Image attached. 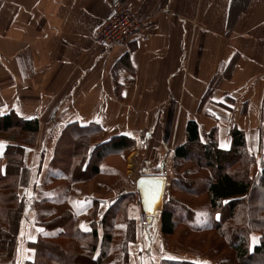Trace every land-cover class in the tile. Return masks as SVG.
<instances>
[{
	"label": "crops",
	"instance_id": "crops-1",
	"mask_svg": "<svg viewBox=\"0 0 264 264\" xmlns=\"http://www.w3.org/2000/svg\"><path fill=\"white\" fill-rule=\"evenodd\" d=\"M115 2L144 28L137 39L105 50L94 36ZM215 78L218 86L203 102ZM9 113L40 123L37 145L29 151L30 182L19 191L24 201L40 204L22 219L9 264L33 262L31 245L42 235L58 234L35 221L39 213L38 222L46 220L49 205L62 196L60 190L46 192L42 184L61 133L71 124L102 129L91 153L98 143L118 136L136 144L129 153L108 156L99 175L75 185L77 229L84 232L92 229L95 206L98 223L119 197L133 193L139 198L141 176L161 175L160 166L168 167L176 148L186 142L190 120L204 133L217 129L224 150L232 145V125L244 132L255 158V178L264 157V0H0V116ZM118 158L126 163L128 187L105 193L110 188L96 180L111 177ZM140 165L154 170L138 175ZM133 202L127 217L133 221L130 230L135 223V235L121 243L129 264H160L166 250L160 214L141 227ZM98 231L100 246L103 232ZM118 235L116 229L110 248L121 262L123 249L114 245Z\"/></svg>",
	"mask_w": 264,
	"mask_h": 264
},
{
	"label": "trees",
	"instance_id": "trees-1",
	"mask_svg": "<svg viewBox=\"0 0 264 264\" xmlns=\"http://www.w3.org/2000/svg\"><path fill=\"white\" fill-rule=\"evenodd\" d=\"M219 80L215 78L212 81L203 102L213 93ZM39 133L40 123L37 118L23 119L14 113L0 116V141L6 143L4 153L0 157V184L7 182V185L8 181L12 180L9 191L15 204L14 208L5 211L3 216L0 215V260L4 259L5 264L15 259L22 219L24 216L31 217L29 212L38 208L40 204L35 199L24 201L19 192L21 188L29 185L31 177V171L27 166L29 151L37 145ZM102 136V129L95 124L83 128L74 123L61 133L42 187L44 190L52 191L57 180H60L62 196L54 199L52 205H49L51 212L46 220L38 222L42 216L39 213L35 221L49 230L57 231L58 234L52 238L40 236L38 241L31 245L36 254L34 261L28 264H109L112 261L110 247L118 227L116 221L120 213L127 223L125 243L127 238L133 239L135 223L130 230L133 221L127 217L128 204L135 200L133 193L119 197L115 204L109 206L98 223L96 222L98 206H95L92 229L87 232L77 229L80 212L75 204L76 195L73 196L77 193L75 185L86 182L91 176L99 175L100 164L108 156L129 153L136 147L133 139L118 136L108 142L98 143L91 153L92 144L99 142ZM230 137L231 148L224 150L219 145L217 129L207 134L201 131L196 121L188 122L186 142L176 148L171 160L173 174L170 186L182 194L196 196L203 179L192 178L190 173L193 169L186 165L191 164L196 170L208 171L210 178L202 190L207 195L214 217L209 222L210 227L208 224H200L197 210L172 196L165 201L164 210L160 213L162 235L163 237L174 235L179 225H185L196 233L214 230L234 249L240 264H264V157L259 173L252 178L251 169L255 164V158L247 149L244 132L232 125ZM65 138L69 141V151L61 154V158L58 154ZM3 191L0 188V197ZM7 198L10 199V196ZM98 227L103 232L100 246ZM253 230L262 234V240L260 245L251 248L250 233ZM98 251L100 253L95 259ZM123 252L122 263L129 264L130 254L126 245ZM160 264L198 263L167 257L163 258Z\"/></svg>",
	"mask_w": 264,
	"mask_h": 264
},
{
	"label": "rangeland",
	"instance_id": "rangeland-1",
	"mask_svg": "<svg viewBox=\"0 0 264 264\" xmlns=\"http://www.w3.org/2000/svg\"><path fill=\"white\" fill-rule=\"evenodd\" d=\"M68 143H69L68 138L67 139L65 138L60 146L58 157L62 158L61 154H64L65 152L69 151ZM82 149L81 151H83ZM80 155H82V153H80ZM113 166L116 168V170L111 175V177L101 176L96 180V183L101 188H104L105 185L107 186V188H110L109 190H105V193L112 192L113 194H118L124 189V187H128V183L126 181L127 179L125 177L127 166L125 161L121 158L116 159V161L113 163ZM162 166L163 164L160 166V168L162 169L159 168L160 170H162V171H158L159 174L161 175L166 174V176L168 177V186L166 188L165 201L168 200L170 197L174 196L177 199L186 202L189 207H192L193 209L197 210L199 223L208 224L210 227L209 222L213 219L214 215H212L213 213L210 209L207 195L202 190L205 187L206 183L209 181L210 178L209 172L205 171L204 169L196 170V168H193V165L191 164L186 165L189 168L193 169L190 173V176L192 178H197L199 180L203 179L202 180L203 184L202 186H200V191H198V195L190 196L185 193H183L184 194L183 195L176 188H171L170 185L173 174L171 164L168 167L165 166L162 167ZM150 168L153 169L154 167L149 166V168H147L146 166L140 165L138 167V175L146 171H149ZM6 183L0 184V188L4 190L0 197L1 216H3L5 211H9L10 208L15 207L14 200L11 197L9 191L10 183H12V180L10 179L7 185ZM133 184H135V182ZM61 187L62 184L57 182L55 185V189L52 190L53 194H56V192L60 190ZM79 187L82 191H84L85 188L83 186L82 187L79 186ZM45 191L47 192V190ZM112 193H110L111 196ZM7 196H10V199H8ZM136 199L137 198L135 197L134 202L136 201ZM129 205L130 203L128 204V207ZM134 207H137L138 209V206L135 205ZM127 216H128V212H127ZM117 218H118L117 221L116 220L115 221L117 222L116 225H118L117 230L119 231V235L114 245L116 249L118 248V250L120 251L121 249H123L121 243L125 241L124 234L126 233L127 223L124 221V218L121 213L118 215ZM121 232L122 234H120ZM250 237H251V241H250L251 248L260 245L262 240V234L259 231L253 230L250 233ZM253 238H255V240ZM164 245L166 250L164 254L165 257L163 258L168 257L178 260H188V261L196 262L198 264H240L236 259L234 249L229 245V243L225 238L220 236L214 230H208L207 232L204 233H196L189 230L185 225L184 226L179 225L174 235L169 237H164ZM72 246L73 244L71 245L70 248H72ZM70 252L73 251L70 250ZM111 257H112V261H110L109 264H123L122 261L121 262L116 261V254H114L113 256L111 254ZM0 264H5L4 259L0 260Z\"/></svg>",
	"mask_w": 264,
	"mask_h": 264
},
{
	"label": "built area",
	"instance_id": "built-area-1",
	"mask_svg": "<svg viewBox=\"0 0 264 264\" xmlns=\"http://www.w3.org/2000/svg\"><path fill=\"white\" fill-rule=\"evenodd\" d=\"M144 24L138 21L134 15L123 7L120 2L112 4V15L101 24L94 36L95 42L101 48L110 50L116 46L126 45L129 41L141 36ZM139 208V222L145 226L148 217L142 209L139 200L136 201Z\"/></svg>",
	"mask_w": 264,
	"mask_h": 264
},
{
	"label": "water",
	"instance_id": "water-1",
	"mask_svg": "<svg viewBox=\"0 0 264 264\" xmlns=\"http://www.w3.org/2000/svg\"><path fill=\"white\" fill-rule=\"evenodd\" d=\"M166 187V176H141L136 181V189L140 195L141 205L148 215L149 221H152L158 214L163 212Z\"/></svg>",
	"mask_w": 264,
	"mask_h": 264
},
{
	"label": "snow or ice",
	"instance_id": "snow-or-ice-1",
	"mask_svg": "<svg viewBox=\"0 0 264 264\" xmlns=\"http://www.w3.org/2000/svg\"><path fill=\"white\" fill-rule=\"evenodd\" d=\"M3 145H2V142H0V147H2ZM82 227H84L83 225H82ZM254 240H255V238H253Z\"/></svg>",
	"mask_w": 264,
	"mask_h": 264
}]
</instances>
